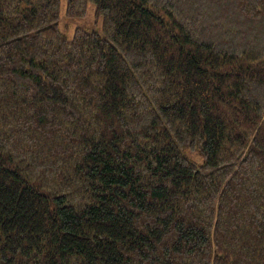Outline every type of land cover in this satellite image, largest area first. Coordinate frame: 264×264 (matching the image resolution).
I'll use <instances>...</instances> for the list:
<instances>
[{
    "label": "trees",
    "instance_id": "trees-1",
    "mask_svg": "<svg viewBox=\"0 0 264 264\" xmlns=\"http://www.w3.org/2000/svg\"><path fill=\"white\" fill-rule=\"evenodd\" d=\"M61 1L0 0V264H264V0Z\"/></svg>",
    "mask_w": 264,
    "mask_h": 264
},
{
    "label": "rangeland",
    "instance_id": "rangeland-1",
    "mask_svg": "<svg viewBox=\"0 0 264 264\" xmlns=\"http://www.w3.org/2000/svg\"><path fill=\"white\" fill-rule=\"evenodd\" d=\"M65 2L61 1L60 5V17H59V29L65 35L67 40H71L75 29H83L87 31H98L100 33L102 20H96L94 17V7L89 5L86 11V15L83 18L78 19H66L64 15ZM190 158L194 159L198 163L200 159L196 155H190Z\"/></svg>",
    "mask_w": 264,
    "mask_h": 264
}]
</instances>
